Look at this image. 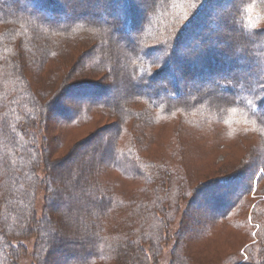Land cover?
<instances>
[{"label": "trees", "instance_id": "1", "mask_svg": "<svg viewBox=\"0 0 264 264\" xmlns=\"http://www.w3.org/2000/svg\"><path fill=\"white\" fill-rule=\"evenodd\" d=\"M110 1L85 19L78 8L67 18L64 0H0V264H18L25 247L17 243L28 238L34 240L31 264H149L173 222L183 187L193 191L192 198L206 200L224 185L230 196L239 192L237 198H222L226 203L213 211L217 221L205 222L203 233L192 241H203L213 226L242 229L253 239L239 252L247 262L236 257L227 264H264V188L248 204L249 216H237L249 192L257 190L254 182L257 187L264 180L257 177L264 173V0H148L147 9L136 0ZM227 2L231 44L217 50L193 43L216 33L228 14L214 12ZM117 31L123 36L113 39ZM90 36L95 42H89ZM201 46L210 53L201 56L195 71L201 82L209 80L210 91L198 96L180 90L178 72L193 79L190 63L195 59L188 56L200 53ZM110 47L119 56L111 57ZM78 48L75 70L104 71L111 82L123 78L125 97L102 99L107 88L89 78L70 85L63 81V56ZM236 52L245 54L247 65L238 64ZM208 57L212 65L206 69ZM76 92L88 100L74 113L58 109L62 99ZM58 111L60 120L50 116ZM94 118L113 120L95 132L103 147H88L87 154L70 163L56 161L63 144L53 135ZM172 121L197 129L217 125L229 138L257 136L260 143L239 165L253 161L247 186L240 191L233 183L246 177L245 170L226 180L197 182L177 172L179 164L167 154L143 157L146 134ZM129 124L140 131L129 132ZM74 146L67 154L75 153ZM116 176L134 190L117 188ZM181 234L176 242H184ZM205 245L195 248V259H207ZM177 253V264H192L194 258L182 255V248Z\"/></svg>", "mask_w": 264, "mask_h": 264}, {"label": "rangeland", "instance_id": "2", "mask_svg": "<svg viewBox=\"0 0 264 264\" xmlns=\"http://www.w3.org/2000/svg\"><path fill=\"white\" fill-rule=\"evenodd\" d=\"M141 1V2H140ZM64 5L67 8L66 17L71 18L73 15V9L78 8L77 13H82L83 17L87 19L89 11H94L96 9H103L105 8L106 4L110 3V0H64ZM138 3V6L141 9H147L148 0H136ZM135 2V3H136ZM28 8L33 9L32 5H29ZM118 8L121 11V6L118 5ZM231 8V2H227L223 7L219 8L218 11L214 12L215 15L222 14H228L227 19L221 20V28L219 27L218 30H216V33L212 35L209 39H206V41L203 42H195L193 40V43L196 44H202V46L208 47L209 45H213V47L217 46L218 48L224 46L226 43L231 42L230 33L226 31V28H230V18L231 13L229 14V9ZM75 11V10H74ZM101 22L108 21L105 17L98 18ZM229 19V21H227ZM232 31V30H231ZM232 33H236V31H232ZM123 36V33L121 31H117L115 33V36H113V39L121 38ZM91 39L89 42H95L93 40V37H89ZM197 41V40H196ZM186 45L192 44V39L190 42H185ZM233 43V42H232ZM231 44V43H230ZM182 45V48H185ZM201 46V52L197 54L195 52L192 53V55L188 56L190 58L195 59L193 62L190 63V65H193V70L191 69L192 75H194L193 79L195 80H188V77H185L184 73H181V77L178 82V86L181 91H187L191 92L195 95H203L206 92L210 91V82L207 80V82H201L200 79H198V71L200 68V61L201 56L206 54L207 57L208 53L206 50L208 48L204 49ZM76 49V48H75ZM80 48L75 50V53L72 55L63 56V81L64 79H67L68 85L79 83L82 78H89L90 80H93L95 84L107 88V91L102 97V99H109L111 102L114 101L118 97H125L126 92L124 91V80L123 78H120L117 76L115 82H111L108 79V76L104 71L102 72H87L84 70H75L74 68V61L76 59H79V56L77 55ZM111 57L115 54L116 56H119L118 52L111 48ZM215 50V48H213ZM216 51V50H215ZM185 52V51H183ZM219 52V51H218ZM195 53V54H194ZM208 53V54H207ZM79 54V53H78ZM237 54V60L239 61L238 64L247 65V57L245 54L238 53ZM77 55V56H76ZM156 59L159 58V55H155ZM75 59V60H74ZM209 64H204L205 68H209L212 62L213 57H208ZM211 61V62H210ZM113 63V60L111 58V64ZM181 64V63H180ZM203 66V67H204ZM202 67V68H203ZM197 68V69H196ZM158 69L155 68L153 72ZM163 69V68H162ZM204 69V68H203ZM201 69V70H203ZM71 74H73L71 76ZM61 75V74H60ZM215 77V76H214ZM217 77H222L220 75H217ZM179 78V76H178ZM211 78V77H210ZM65 81V82H66ZM78 81V82H77ZM167 82V81H166ZM162 86L168 90H173L172 84L163 83ZM151 90L153 88H150ZM79 93L78 95L74 94V96L71 94L69 97H65L61 100L59 103L60 107L58 109H63V111H67L68 113H74V111L77 109V105L80 103H85V100H88V95L85 93ZM184 95V94H183ZM79 96V97H78ZM98 96L93 93L91 97ZM224 98V96H223ZM51 117H54L58 120H60L61 113L58 111L56 113H51ZM113 121V120H112ZM112 121L108 119H97L94 118L91 120V122L88 125H85L84 127H80L79 129L70 127L69 130L65 133H57L54 134V136H57L56 138L59 139L61 145L63 144L62 148H58L57 152L54 156L55 160L58 161L63 159L64 162H72L73 159L79 158L85 154H87L88 147H95L98 146L100 148L103 147V139L101 136L96 134L99 129H104V127L109 126ZM120 121V120H119ZM129 132L132 130V128H137V130L140 131V128L135 127L132 124H129L127 126ZM229 129V128H227ZM226 129V130H227ZM229 131V130H228ZM44 136L41 134V138ZM148 141L147 143H144L147 147L145 149L141 150V155L143 157H157V158H163L166 156L168 159H172V161H175L179 164V167L176 168L177 172H180L182 175H185L189 180H194L199 182L205 181L206 179H227L230 176H232L235 173L243 172L245 170L248 171L246 177H244L243 180L241 178H237L236 180L233 179V181L230 180L229 183L233 182L236 184V186L240 191L242 188L247 186V183H249V176L251 175L250 171L252 172V164L253 161L249 160L248 165H244V168H241L239 165L245 159V157L252 153L253 147H256L260 140L257 136L254 134H240L239 136H235L232 138L227 137L225 131L220 126H204L201 129L197 128H190L186 125L181 124L179 121H172V123H160L156 127H153L151 130V133L146 134ZM146 136H144V140L146 139ZM75 145V146H74ZM76 148V151L73 155L67 154L69 150L72 149V147ZM71 155V156H70ZM76 159V160H77ZM251 159V156H250ZM246 163V162H245ZM66 164V163H65ZM180 165L183 166L180 168ZM264 177V173L259 172L257 174ZM114 184L117 188H122L123 190H126L128 187L127 182L123 183L122 185V179L119 177H115ZM175 182V181H174ZM202 183V182H201ZM201 183L198 184L201 185ZM167 186V185H166ZM165 186V187H166ZM197 186V185H196ZM195 186V189H197ZM197 186V187H198ZM229 186V185H228ZM224 185V188L220 189L218 194L208 196L206 200H203L202 197L199 198L197 195L196 197L193 196L192 198V190H186L187 187H183L182 194L183 195L180 199H178L175 203L177 206V211L174 213V218L172 224L169 226L168 232L164 233L165 239H163V242L161 243V248L159 249V253L153 254L152 260L149 264H177L176 261L179 259L177 250L182 248L184 250V253H181L182 255L189 254L193 259L192 264H227L229 263L231 258L239 257L240 259H246L244 263L247 262V258L245 257V254L242 256L239 254L240 250L245 246L252 243L253 239L248 236L247 232L243 231L242 229H232L229 227H225L223 230H220L219 227L214 229L213 226L212 229L209 231V233L206 235V237L200 240H193V235L202 234L203 228H205V222L211 221L216 222L217 220H214L213 217L216 216L214 212L217 208V204H220L223 202L224 204L226 201H221L222 198L225 199L229 197H232L233 199L237 198V194L239 192L230 194L228 193L229 187ZM254 187L257 188L254 189L252 192H249V195L244 199V201L241 204V207L237 211V216L239 218H245L249 216L252 208L248 205L249 203H252L256 195L258 194V191H261L262 188H264V180L260 181L258 183V186L256 187V181L254 182ZM168 188V187H167ZM167 188L164 189V191L167 190ZM175 188V187H174ZM189 188V187H188ZM131 191L133 188H129ZM190 189V188H189ZM134 190V189H133ZM256 190V192H255ZM187 191V192H186ZM228 191V192H227ZM186 192V193H185ZM227 193V194H226ZM170 194V193H169ZM195 197V199H194ZM200 199V200H198ZM40 202V201H39ZM38 202V203H39ZM246 203V204H245ZM223 204V205H224ZM36 209H37V217H40L41 210L40 207L37 206L36 203ZM212 211V212H211ZM214 211V212H213ZM213 213L215 214L213 216ZM213 219V220H212ZM206 231V232H207ZM181 232V237L184 238V242H182L181 238L176 242V239L174 240V237H176V234ZM189 235V236H188ZM191 236V237H190ZM182 242V243H181ZM33 243L34 240L32 238H28L26 240L22 239L17 243L18 245H23L25 247L24 255L20 256V259L18 261V264H31L32 260L30 259V255L33 251ZM193 243H197V245L194 246ZM200 244H206L204 247V250H206L204 256L207 259H203L202 261L199 260L201 257L196 258V253L199 250H195V248ZM202 250V249H200ZM179 252V251H178ZM241 253V252H240ZM179 254V255H181ZM233 254V255H232ZM187 256V255H186ZM231 256V257H229ZM191 258V259H192ZM230 258V259H228ZM33 259V258H32ZM243 261L241 263H243Z\"/></svg>", "mask_w": 264, "mask_h": 264}, {"label": "bare ground", "instance_id": "3", "mask_svg": "<svg viewBox=\"0 0 264 264\" xmlns=\"http://www.w3.org/2000/svg\"><path fill=\"white\" fill-rule=\"evenodd\" d=\"M175 71H176V70H175ZM178 74H179V79H180V77H181V75H182V74H181V72H180V71L178 72Z\"/></svg>", "mask_w": 264, "mask_h": 264}, {"label": "snow or ice", "instance_id": "4", "mask_svg": "<svg viewBox=\"0 0 264 264\" xmlns=\"http://www.w3.org/2000/svg\"><path fill=\"white\" fill-rule=\"evenodd\" d=\"M261 171L264 172V169H262Z\"/></svg>", "mask_w": 264, "mask_h": 264}]
</instances>
